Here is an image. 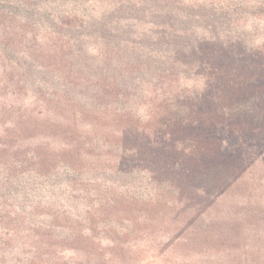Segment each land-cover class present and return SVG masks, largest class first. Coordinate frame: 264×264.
Returning <instances> with one entry per match:
<instances>
[{"label":"trees","instance_id":"1","mask_svg":"<svg viewBox=\"0 0 264 264\" xmlns=\"http://www.w3.org/2000/svg\"><path fill=\"white\" fill-rule=\"evenodd\" d=\"M0 264H264V0H0Z\"/></svg>","mask_w":264,"mask_h":264},{"label":"rangeland","instance_id":"2","mask_svg":"<svg viewBox=\"0 0 264 264\" xmlns=\"http://www.w3.org/2000/svg\"><path fill=\"white\" fill-rule=\"evenodd\" d=\"M69 255H70V254H67V255H66V258L69 257Z\"/></svg>","mask_w":264,"mask_h":264}]
</instances>
